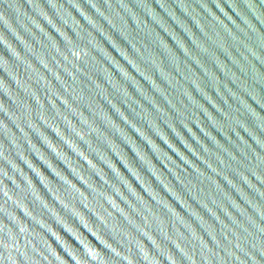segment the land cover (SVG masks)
<instances>
[{"label": "water", "instance_id": "95a60500", "mask_svg": "<svg viewBox=\"0 0 264 264\" xmlns=\"http://www.w3.org/2000/svg\"><path fill=\"white\" fill-rule=\"evenodd\" d=\"M0 264H264V0H0Z\"/></svg>", "mask_w": 264, "mask_h": 264}]
</instances>
